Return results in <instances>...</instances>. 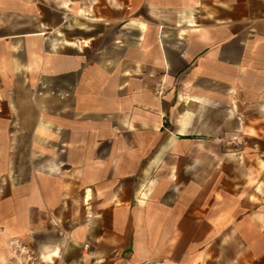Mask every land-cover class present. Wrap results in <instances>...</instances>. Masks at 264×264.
<instances>
[{"label":"crops","instance_id":"1","mask_svg":"<svg viewBox=\"0 0 264 264\" xmlns=\"http://www.w3.org/2000/svg\"><path fill=\"white\" fill-rule=\"evenodd\" d=\"M264 264V0H0V264Z\"/></svg>","mask_w":264,"mask_h":264},{"label":"built area","instance_id":"2","mask_svg":"<svg viewBox=\"0 0 264 264\" xmlns=\"http://www.w3.org/2000/svg\"><path fill=\"white\" fill-rule=\"evenodd\" d=\"M10 252L18 257V264H37V255L28 246L17 238H11L7 242Z\"/></svg>","mask_w":264,"mask_h":264},{"label":"rangeland","instance_id":"3","mask_svg":"<svg viewBox=\"0 0 264 264\" xmlns=\"http://www.w3.org/2000/svg\"><path fill=\"white\" fill-rule=\"evenodd\" d=\"M7 248H8V246H7ZM10 251V250H9ZM11 258L13 259V261L16 263V264H18V257H16L15 255H13L12 253H11Z\"/></svg>","mask_w":264,"mask_h":264}]
</instances>
